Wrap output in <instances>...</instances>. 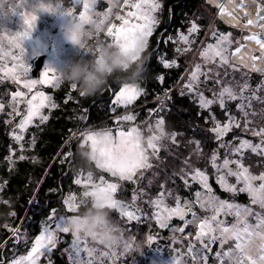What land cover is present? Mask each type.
Returning <instances> with one entry per match:
<instances>
[{"label":"snow or ice","instance_id":"6c2138e0","mask_svg":"<svg viewBox=\"0 0 264 264\" xmlns=\"http://www.w3.org/2000/svg\"><path fill=\"white\" fill-rule=\"evenodd\" d=\"M75 3L83 4V12L78 16L74 14L73 9L64 10L58 3L53 5L52 3L40 2L33 7V12H60L64 15H71L83 25L94 26L95 36L98 38L99 34L104 31L105 25L108 24L109 17L113 15V8H127L129 10L125 15L116 14V19L120 20L121 24L118 27L115 24H109L106 36L110 38V45H115L126 53L136 52L137 54L132 57L133 61L138 59L139 54L148 48L149 38L159 24L156 14L162 10L160 0H123V4L120 3V0H109L111 7L102 14L93 13L94 4L89 3L88 0H75ZM227 3L231 6V10L228 6L221 4L219 5L220 15L226 18L227 23L241 29L242 32L247 31L248 34L242 37L243 42L235 41L237 46L233 50L234 41L231 33L213 32L212 35L215 37L216 43L207 44L200 52L204 65H212L213 67L203 69L200 64H197L185 84V88L197 97L202 109L209 111L215 104L227 113L226 103L238 101L236 107L240 112V119L228 114L226 122L222 124L215 115L211 117L214 127L209 131L215 134L219 148L227 149V153L226 157L217 163L219 153L214 151L208 162L217 173L216 182L225 192L234 195L246 193L250 203L241 205L221 200L213 193L206 172L192 168L187 159L184 164L191 171L184 173V175L189 177L193 183H199L203 191H196L192 201L184 200L183 203L178 196H173L171 190L161 191L157 198L149 199L148 203L156 209L153 215L159 222L160 228L168 227V221L173 217H178L184 221L185 227L192 225L196 229L195 235L193 239L189 240L186 250L187 256L192 259L193 264H208L209 255L212 256L214 264H264V171L258 175L253 174L243 162L246 153L264 157V124H257L255 117L258 113L253 109V102L264 104V95H258L264 91V81L256 88H252L249 84L251 72L264 74V15L261 14L264 13V4L260 3V0H238V2L237 0H227ZM252 5H256L255 16L247 11ZM20 14L23 17L22 30L0 36V74H2L0 78L22 84L23 88L26 89V91L18 90L11 94L12 112L8 113L9 116L13 113L20 115L17 105L26 104V114L16 125L19 132L15 130L13 132V137L17 142L23 140L22 133L28 125L34 122L35 117H39L41 124L48 120L49 117L42 114V109L57 107L52 102L51 96L45 95L42 91L33 93V90L38 84H51L53 87H59L63 81L59 73L52 68L44 70L42 79L27 78L30 65L26 63L24 41L35 28L38 16L29 13ZM94 15L97 18L94 19ZM254 28L258 31H252ZM199 30L198 25L192 22L187 35L179 34L178 39L188 47L176 49L177 53L182 54L191 51L192 41L189 37ZM92 35V33H88V36L91 37ZM171 39L169 37V40ZM252 44L256 47H251ZM85 51L88 52L87 49ZM257 52L259 55L256 54ZM160 59L165 68L176 65L175 60L169 62L163 57ZM6 62H10L11 66H8ZM237 74L239 79L236 78ZM201 76L205 78L203 81L200 79ZM158 79L161 83L163 82V76L158 77ZM201 83L205 86L211 83L218 89V91L212 92L211 99L205 97L200 91ZM71 88L75 90L77 85L72 83ZM28 94H31L30 98ZM142 94L143 90L138 86L124 84L123 87L119 88L115 102L120 105H128ZM80 95L83 96V93ZM4 110L5 104L0 102V112H4ZM259 117L260 120L264 121V108L259 110ZM120 119L133 121L135 116L126 115ZM241 120L244 123L242 131L251 132L253 136L259 137L258 143L254 144L250 140L235 137L234 139H238V143L223 142V138L234 128H241ZM155 129L156 131L153 132L149 128L151 134L147 138L135 126L128 131L117 130L115 135L111 130L106 136H101L97 131L82 134L83 145L88 146L92 153L88 160L93 162L97 169L110 174L111 177L118 178L119 181L136 183L137 173L139 172L140 177H143L141 170L153 167L151 158H159V151L163 146L162 141L169 139L175 143L177 134L165 132L163 119L155 122ZM194 143L196 144L194 151L199 157L201 152L199 141ZM229 156L236 158L229 159ZM19 159L23 160L25 157L20 156ZM230 177L235 178V184L229 183ZM74 183L84 188L83 199L78 203L76 195H69L64 200L68 212H78L81 206L86 207L85 202L90 199L96 201L100 207L107 205L111 212L115 210L125 224L132 221L142 222L141 215L137 214L141 210L135 208L134 203L130 205L116 198L121 188L120 183L110 182L103 176L96 180L92 172L82 176L78 175L74 179ZM151 183L152 181H149V185ZM237 185L242 186L238 188ZM160 187L163 189L164 186L161 185ZM185 187H190L187 179H185ZM144 195L146 193L142 190L139 193L134 191L132 201L143 199ZM167 197L173 198L174 206L166 204ZM3 202L7 203V201ZM194 205H199L200 209L209 214L198 215L194 210ZM253 205L258 206L261 211H255ZM189 213L191 219H185ZM10 215L15 216L16 213L12 212ZM70 217L72 216H57L56 210H52L45 221L41 222L42 230L35 237L31 250L26 256L15 259L12 264H39L40 258L50 254L60 242L59 233L71 234L73 237L69 248L65 249L70 264H104L106 258L117 255V249L120 248L118 246H105L108 251L89 247L87 243L89 236L73 232L70 227ZM229 217L232 218L231 222H229ZM4 227L12 232L17 242L27 234V229L21 234L20 228L12 229L7 224ZM123 229L130 231V228L123 227ZM184 230V227L173 229V231L181 233ZM188 235L192 236V233L189 232ZM91 239L97 242L95 238ZM149 243H151V238H149ZM213 246H217L215 252H213ZM123 249L124 251L120 253L121 256L132 250V243L126 242ZM184 257L185 252L178 251L174 256V264H187V259H183Z\"/></svg>","mask_w":264,"mask_h":264},{"label":"rangeland","instance_id":"374dc122","mask_svg":"<svg viewBox=\"0 0 264 264\" xmlns=\"http://www.w3.org/2000/svg\"><path fill=\"white\" fill-rule=\"evenodd\" d=\"M40 2L43 3H52L53 5L59 4L62 9L68 10L73 9L75 15H79L83 12V4H76L75 0H0V36H5L11 34L16 31H21L23 28V17L20 13H29L38 16V20L35 28L31 31V34L25 39V56L26 63L30 65V72L27 74L28 79H42V73L46 68L55 69L57 73L62 71L68 63L74 60H78L80 58H88L90 53L86 52L84 49L79 46L73 44L64 34V25L67 22V16L60 12H46V11H36L33 12V7ZM89 3L94 4L92 9L93 13L102 14L106 12L111 4L109 0H88ZM162 3V10L159 11L156 15L159 20L158 26L155 28L154 32L165 22L166 14L164 10L165 0H160ZM238 2V0H237ZM120 3L123 4V0H120ZM260 3L264 4V0H260ZM225 5L229 7L231 10V6L228 5L227 0H204L202 5L203 14L195 15L192 22H195L199 31L197 33L192 34L189 39L192 41L190 47L191 51L183 52L182 54L177 53L176 49H184L188 47L184 42L178 39L180 33L185 35L188 34V29L183 31L179 30L178 33L174 35H170L174 41V48H172V52H166L160 54V58L163 57L164 60L171 62L175 60L177 66H183L185 63L186 68L181 72L179 77L177 78L174 86H179L175 90H178V95L182 96L184 100H186V108L184 111H181L177 108H170L169 103L171 99L175 97L173 94V88L164 87L158 94H156L152 99L148 100V96L146 95V88L143 83V78L135 82L128 81L125 82V79H120V84L111 92V100L107 103V105L101 104L100 108H104V111L109 110L110 114L100 118H94L91 122L88 119V115H86V110L80 113V118L83 121V124L77 126L72 133L69 134V137L66 141V146L64 152L61 154V160L67 164L71 170L73 171L72 175V183L67 185V189L64 190L60 196L59 200L61 201L59 205L52 207L47 213V216L43 218V221L49 216L52 210H56L57 216H73L78 214L79 211H83L84 207L81 206L78 212L72 213L67 211V206L64 203V200L69 195H76L77 202L79 203L82 197V192L84 188L81 185H76L74 183V179L78 175H84L88 172H92L94 179L98 180L100 177H104L110 182H118L121 185L120 190L117 193L116 198L122 201L127 202L132 205L134 203L135 208L141 210L138 212V215H141V223H137L135 221L129 222L125 224L124 220H122L119 214L113 210L111 212L112 218L117 221L122 227L128 229L130 231L125 230L126 236L134 237V240H130L132 243V250H129L124 255H120L124 251L123 247L117 249V255L112 256L111 258H106L104 260V264H174V256H176L178 251L185 252V257L183 259H187V264H193V261L190 257L187 256V246L189 240L193 239L195 235L196 229L189 225L185 227L184 221L180 220L178 217H173L170 221H168V227L160 228L159 222L154 218V212L156 211L154 206H150L148 201L149 199H155L159 195L161 191L171 190L173 196H178L183 203L184 200L192 201L194 199V194L196 191H203L201 185L199 183H193L191 179L184 175L186 172H190V168H186L184 161L187 159L191 164L192 168H198L201 171H205L208 176V183L210 184L213 193L218 196L221 200H227L230 203H238L241 205H248V202H242L237 199L238 194L228 193L226 197L218 193L214 186L213 181L216 180V171L208 162L210 156L214 151H218L219 159L217 163H220L225 157L227 153V149L219 148V142L215 138V134L210 132L209 129L214 127L212 123V115H215L216 119L219 120L222 124L226 122L227 115L231 114L240 119V112L236 107L238 101H234V106L232 105V101L226 103V108L228 112L224 109H221L218 105H213L209 110L202 109L199 105L197 97L193 93H189L187 88H185V84L188 82L191 73L195 70V66L200 64L203 69L213 67L212 65H204L203 58L200 60L197 59V55L201 52L207 44H215V37H211L206 44H204L205 37H203L200 41L199 35L203 30L206 31V34L210 32L212 25L215 22L216 16L219 20L225 22L227 25H230L226 22V18L220 15L219 5ZM217 11H215V7ZM129 9L116 7L113 8V15L109 17L108 24L105 25L104 31L99 34L97 38L95 36V28L91 25H85L88 33H92L93 35L88 36V46L92 47L96 44L97 40L104 41L106 43L110 42V38L106 36L107 27L109 24H115L117 27L121 24V21L116 19V14L125 15V13ZM247 11L251 12L253 16L256 13V5H252ZM264 15V13H261ZM94 19L97 18L95 15ZM243 22V21H242ZM231 26V25H230ZM252 31H258V29H252ZM153 32V33H154ZM217 33L229 34L233 38L232 49L237 46L235 41L240 40L243 42L242 37L247 35L248 32H242L241 29H226L222 30L221 27H218L216 30ZM150 40V38H149ZM149 45V43H148ZM178 46V47H177ZM251 47H256L254 44L250 45ZM201 47L203 49L200 51ZM41 53H47L45 65L42 68L41 76L35 77L31 73V67L34 65V59ZM259 55V53H256ZM200 55V54H199ZM161 60V59H160ZM8 66H11L10 62ZM242 71H244L242 69ZM263 77H259L255 75V72L250 73L249 84L252 88H256L257 85H260L262 81H264ZM115 76L125 78V74H116ZM2 77V74H0ZM237 79H239V75L237 74ZM201 81L205 78L203 76L200 77ZM124 84L138 86L143 90V94L140 95L136 100H134L131 104L128 105H120L116 104L115 96L118 94L119 88L123 87ZM61 85H65L70 93L69 97L73 98L76 94L80 95L79 86L73 90L71 88V83L62 81ZM108 84L104 87V89L96 94H107ZM57 87H53L51 84H38L35 91H42L47 96H51L52 102L58 105V101L55 98L54 92L51 89H55ZM212 89V91H209ZM26 91L23 88L22 84L14 83L11 80H4L0 78V102L5 104L4 112H0V129L3 130L5 135L9 138V145L7 146V154L3 161H0V197L5 193V187L8 182V177H5L2 173V170L11 171L13 170L19 161L20 156H24L25 159H33L35 161L36 155L31 153L32 148H34V144L37 140V134L39 130L46 125V123L50 120L52 113L55 108H44L42 109V114L47 115L49 118L46 122L40 123L39 117L34 118V122L28 125L27 129L22 133L23 140L17 142L13 137L14 130L19 132V129L16 128V125L20 122L23 116L26 114V104L17 105L18 111L20 115H16L13 113L11 116L8 115L9 112H12V108L10 106L11 94L15 91ZM200 91L203 92L204 96L211 99L212 92L218 91L216 87H214L211 83L207 86L201 83ZM109 92V91H108ZM184 93L183 95L181 93ZM31 94H28L30 98ZM258 95H264V91L258 93ZM141 98L142 101H139ZM154 105V106H151ZM264 108V104H260L257 102H253V109L257 111L258 115L255 117L257 124H264V121L260 120L259 110ZM126 115L135 116V120L126 121L121 120L120 118ZM252 119V117H249ZM159 119H163L164 121V130L166 133H176V140L173 143L169 139H165L162 141L163 146L159 151V158H151V163L153 167L147 170H141L143 172V177H140V173H137V181L136 183L129 181H119L118 178L111 177L110 174L103 172L96 168L95 164L90 160L81 156V151H90L89 147L83 145L82 134L91 132V131H100V130H111L113 135H115L117 130L128 131L131 127H138L140 131L143 133L144 137L147 138L151 133L149 132V128L152 129L153 132L155 129V122ZM11 121V122H9ZM241 128H234L231 132H229L224 138L223 142L228 143L231 141L233 144L238 143V139L242 138L252 141L254 144L259 142V137H255L251 134V132H243L242 128L244 126L243 121L241 120ZM252 127V125H249ZM76 139V149L80 152L81 160L78 164L83 161L82 166H74L75 161L73 162L74 153L71 151V145L75 143ZM195 141H199V147L201 149L199 157H197L195 153L196 144ZM23 145V147H21ZM67 157V159H65ZM229 159H234L236 157L229 156ZM38 160V156H37ZM244 164L246 167H249L253 174H259L264 171V157H259L255 154L246 153ZM233 167H235L233 165ZM185 179L188 180V184L190 187H185ZM149 181H152L151 185H149ZM235 178L230 177L229 183L235 184ZM163 185V189L160 187ZM242 185H237V187H241ZM146 193L143 199H137L135 202L132 201L133 192L136 191L139 193L140 191ZM248 200L249 197L246 193H244ZM31 198V202H32ZM1 200V198H0ZM30 202V203H31ZM90 203V199L88 200ZM166 204L169 206H174L175 201L172 197L166 198ZM255 211H261V209L253 205L252 206ZM131 210V209H130ZM194 210L198 215H208L209 213H205L204 210L200 209L199 205H194ZM31 213H27L25 217H23L20 222L15 221L11 217H3L2 221H0V233L7 232L9 234L6 243L1 245L3 246V252L5 253L4 259L2 258L0 264H12V262L19 258L20 256H26L27 253L31 250V246L34 243V239L37 235L40 234L42 230L41 223L39 227L36 226L35 220L28 219L31 217ZM33 218V217H32ZM185 219H191V214ZM229 222H231V217L228 218ZM9 225L10 228L16 229L20 228L21 234L24 233V230L27 229V234L23 236V238L17 242L16 237L13 236L12 232L4 227V225ZM184 227L185 230L183 233L178 231H173V229H178ZM169 229L167 235H165L164 230ZM189 232L192 233V236H189ZM59 241L54 249H52L50 254H46L40 258L39 264H58V261L61 260L62 264H70L68 254L65 252V249L69 248V245L73 239L71 234H63L59 233ZM149 238H151V243H149ZM88 246L96 247L102 249L104 251H108L104 245L99 244L98 242L92 241V239L88 238ZM199 246V245H197ZM210 256V255H209ZM61 264V263H60ZM208 264H214V261L211 262L208 260Z\"/></svg>","mask_w":264,"mask_h":264},{"label":"trees","instance_id":"16d2710c","mask_svg":"<svg viewBox=\"0 0 264 264\" xmlns=\"http://www.w3.org/2000/svg\"><path fill=\"white\" fill-rule=\"evenodd\" d=\"M203 3L204 0H165V22L150 37L148 48L143 52V56L146 57V71L141 78H143L148 100L152 99L164 87L173 88L177 78L184 71V68H186V63L183 66L175 65L165 68L160 60V54L172 52L175 44L172 39L169 40V36H175L179 30H187L195 15L200 14L202 16ZM213 6L215 7V5ZM215 11H217L216 7ZM230 25L219 20L216 16L210 32L206 34V31L203 30L199 35L200 41L205 37L204 44H206L218 27H221L222 30L236 29ZM202 49L203 47H201L200 51ZM199 54L200 52L197 55L198 60L201 58ZM255 75L263 77L258 72H255ZM160 76H163L162 83L158 79ZM120 79L125 78L114 75L109 79L107 94H95L87 97L78 96L77 94L73 98L69 97L70 90L65 85L51 89L58 101V105L54 109L50 120L37 134V140L34 148L31 150V153L36 155V158H34L36 160L33 161V159L26 158L19 161L17 166L10 172L2 170L3 175L8 177V182L5 187V193L0 197V214H2L0 215V221H2L3 217L7 218L9 216L15 221L20 222L29 212L32 215L28 221L30 219L37 221L36 226H34L37 228L50 209L59 205L61 202L59 200L60 194L67 189L69 183H72L73 171L61 160V154L65 150V143L69 134L77 126L83 124L80 118L82 111L86 110V115H88V119L91 122L94 118L98 117L99 120L110 114L109 110L104 111L106 106L102 109L100 105H107L110 102V94L120 84ZM176 87L178 89L179 86ZM176 87L174 86L173 89L175 97L171 99L169 107L184 111L186 109L184 108L186 100L178 95V90H175ZM139 101H142L141 98ZM232 105L234 106V101H232ZM8 145L9 138L0 129V161H3L6 157ZM71 151L75 155L73 162L78 161L75 162L74 166H82L83 161L78 164L81 157L80 152L76 149V139L75 143L71 145ZM212 181L215 190L226 197L227 192L220 187L216 180ZM31 198H33L32 202ZM237 199L242 202L249 201L244 193L238 194ZM3 201H7V203ZM12 212H15L16 215L11 216L10 213ZM168 230H164L165 235H167ZM8 236L7 232L0 233V246L6 243ZM216 247L213 246V252L216 251ZM3 251L2 246L0 247V261L2 258H5ZM209 260L213 262L211 255L209 256ZM60 263L62 264L61 260L58 261V264Z\"/></svg>","mask_w":264,"mask_h":264},{"label":"clouds","instance_id":"9594fccd","mask_svg":"<svg viewBox=\"0 0 264 264\" xmlns=\"http://www.w3.org/2000/svg\"><path fill=\"white\" fill-rule=\"evenodd\" d=\"M67 16L64 25L65 36L75 45L88 50V58H80L71 61L59 72L62 79L79 86L83 96H92L102 91L109 79L116 74H125V82L139 80L146 71L143 52L139 58L133 61L136 52H124L115 45L97 40L92 47L88 46V30L78 19ZM95 49V50H93ZM109 130L97 131L101 136H106ZM81 156L90 159V151H81ZM83 211L70 217V227L79 235H87L95 238L104 246L125 247L126 242L134 240V237L126 236L123 227L111 216V209L105 205L100 207L96 201L85 202ZM103 203V201H101ZM2 215V214H0Z\"/></svg>","mask_w":264,"mask_h":264},{"label":"water","instance_id":"95a60500","mask_svg":"<svg viewBox=\"0 0 264 264\" xmlns=\"http://www.w3.org/2000/svg\"><path fill=\"white\" fill-rule=\"evenodd\" d=\"M46 57L47 53H41L34 59V65L31 67V73L33 76H41V71L45 65Z\"/></svg>","mask_w":264,"mask_h":264},{"label":"built area","instance_id":"2783aa9c","mask_svg":"<svg viewBox=\"0 0 264 264\" xmlns=\"http://www.w3.org/2000/svg\"><path fill=\"white\" fill-rule=\"evenodd\" d=\"M154 106V105H153Z\"/></svg>","mask_w":264,"mask_h":264}]
</instances>
